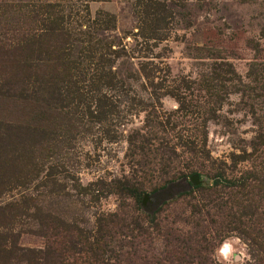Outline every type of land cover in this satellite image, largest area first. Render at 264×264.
Here are the masks:
<instances>
[{
    "label": "rangeland",
    "instance_id": "1",
    "mask_svg": "<svg viewBox=\"0 0 264 264\" xmlns=\"http://www.w3.org/2000/svg\"><path fill=\"white\" fill-rule=\"evenodd\" d=\"M47 251L264 264V0H0V264Z\"/></svg>",
    "mask_w": 264,
    "mask_h": 264
},
{
    "label": "trees",
    "instance_id": "2",
    "mask_svg": "<svg viewBox=\"0 0 264 264\" xmlns=\"http://www.w3.org/2000/svg\"><path fill=\"white\" fill-rule=\"evenodd\" d=\"M42 14L47 17L48 20L47 25H50L49 27L53 28L52 30H50V32L59 31L63 33L62 35H66L65 34L66 31L63 29L64 26H61V24L64 22L65 17L63 15L62 9L59 8V5L53 4V6L45 7ZM49 16L54 17V20L51 21V18ZM66 18L68 24L69 16H67ZM43 21L46 20H41V22ZM47 257L50 258L49 261L50 264H62V263H55L56 261H58V259H60V254L55 251L52 252L47 251L42 260L47 261L46 259Z\"/></svg>",
    "mask_w": 264,
    "mask_h": 264
},
{
    "label": "water",
    "instance_id": "3",
    "mask_svg": "<svg viewBox=\"0 0 264 264\" xmlns=\"http://www.w3.org/2000/svg\"><path fill=\"white\" fill-rule=\"evenodd\" d=\"M189 182H190L191 185H196L197 184V181H196L195 177H191L189 179ZM146 200H147L146 196H143L142 199H141V206H144Z\"/></svg>",
    "mask_w": 264,
    "mask_h": 264
}]
</instances>
